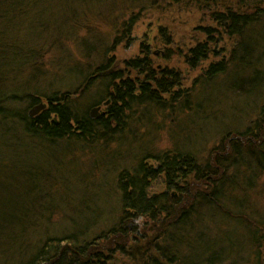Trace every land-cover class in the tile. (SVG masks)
Here are the masks:
<instances>
[{
  "label": "rangeland",
  "instance_id": "374dc122",
  "mask_svg": "<svg viewBox=\"0 0 264 264\" xmlns=\"http://www.w3.org/2000/svg\"><path fill=\"white\" fill-rule=\"evenodd\" d=\"M28 7L30 9L25 11L29 12L28 18H24L26 14L21 15L20 7V11L12 8V13L6 14L1 22L0 109L31 119L29 113L38 105L32 106V102L25 99L18 103L7 102L6 98L11 97L19 86H25L27 91L39 92L41 99L58 92L62 100L67 97L63 105L71 99L76 100L70 106L73 111L76 108L82 117L92 120L107 117L111 98L107 97L104 105L98 107L97 104L109 92L113 94L116 81L104 79L118 73L122 74L123 80L135 79L138 73L129 72L127 62L143 59L146 50H150V58L154 61L152 71H162L163 68L177 71L185 86L157 92L161 104L145 102L148 95L137 86L140 91L137 96H143L144 104L139 106L141 104L132 101L133 109L123 108L119 112L118 116L123 119L122 131L109 143L100 140L89 144L72 140L51 145L39 138L34 141L28 134L24 135L26 121L23 125L17 120L18 115H0V223L4 222L0 224V264H21L22 260L26 261L38 252L42 241L61 238L62 233L69 234L72 229L83 231L89 227V230L95 225L90 231L85 230L87 237H79L73 247L82 245L84 240L93 242L96 237L115 228L122 218L123 199L118 186L124 171L134 176L141 164L154 168L153 157L171 150L191 153L205 164L211 150L221 145L227 133L244 132L261 122L264 82L260 85L254 83L250 91V85L243 82H249L257 69L239 68L214 82L204 77L213 62L226 58L227 54L223 55L219 50L224 47L230 50L226 39L224 43L220 40L224 36L222 29L217 28L219 42L215 43L217 46L210 54L212 60L194 69L186 62L185 57L196 45L206 42L202 29L217 27L211 21L210 11L178 6L172 0H38ZM44 9L47 13L43 12ZM131 17L138 18V21L129 32L130 36L125 38L123 29L130 24ZM7 18L15 20L12 27L7 24ZM261 24L258 27H262L264 34V20ZM162 28L168 30L169 43L161 38ZM5 31L7 37L1 36ZM249 35L250 38L258 37L253 47L256 48L254 52L259 53L257 56L262 58L264 37L252 32ZM6 45L11 48H4ZM25 57L27 61L23 62ZM106 64L110 67L108 72L97 75V70ZM168 77L166 82L173 81L168 82L173 84L175 74ZM148 78L147 74L141 76L143 82H150ZM234 83L246 90H231ZM186 89L189 97L182 98ZM47 104L49 106V100ZM119 106L122 108L121 104ZM99 108L97 118L92 116ZM112 127L120 129L121 125L118 127L112 122ZM235 168L241 187L248 189L258 185L259 190L252 192L256 195L250 197L264 212V175L258 179L253 172L247 174L244 170L243 176L240 175L242 171ZM3 182L5 191L1 186ZM158 191L165 189L160 187L155 192ZM225 192L220 197L225 208L254 218L250 206L242 212L235 205L233 194ZM170 194L177 199L175 192ZM234 197L237 199L236 195ZM12 208L28 214L26 226L7 221ZM203 211L200 217L206 220V224L211 221L212 226H218L221 243L232 236L231 240L236 241L240 251L237 254L243 256L239 261L252 263V253L244 246L248 243L249 228H243L241 221L228 220L225 215L210 217L206 210ZM140 223L143 228L141 220ZM14 231H17L16 239ZM38 240L40 243L35 244ZM116 256L120 262L124 260L118 253Z\"/></svg>",
  "mask_w": 264,
  "mask_h": 264
},
{
  "label": "trees",
  "instance_id": "16d2710c",
  "mask_svg": "<svg viewBox=\"0 0 264 264\" xmlns=\"http://www.w3.org/2000/svg\"><path fill=\"white\" fill-rule=\"evenodd\" d=\"M172 1L178 6L196 7L200 11H210L211 21L217 26L202 29L206 42L197 44L190 55L185 57L190 68L194 69L205 61L213 59L210 58V54L216 48L215 43L219 42L216 34L219 33L217 28H220L225 36L220 40L224 43L226 39V46L230 47V50H226V47L219 50V53L227 54V56L225 59L212 63L209 70L205 71L206 80L214 82L218 77L226 76L230 71L236 72L239 68L248 70V68L254 67L257 72L252 74L249 82L246 80L243 82L250 85L249 91L252 90V86L254 87V83L260 85L264 82V73L261 72L264 71V49L261 51L263 57L257 56L259 53L254 52L256 48L254 49L253 45L257 42L258 37L250 38L249 35L252 32L264 37L262 27H258L264 20V0ZM37 2L38 0H0V26H2L1 22H4L6 14L8 16L9 13H12V8L19 9V11L21 8L23 12L21 15L26 14L24 18H28L29 12L25 11L30 9L28 6ZM43 12L47 13V10ZM8 18L7 24L12 27L15 20L10 21ZM137 21L138 18L131 17L130 24L125 25L123 29L125 38L130 36L129 32L133 30L134 25L136 26ZM8 32H2L1 36L7 37V33L11 34L10 29ZM160 34L161 38L169 43L168 30L162 28ZM6 46L4 48L8 50L11 48V46ZM143 56V59L140 57L127 62L129 72L138 73L135 79L123 80L121 73L104 79L105 81L109 79L116 81L114 82L116 84H113V86L115 85L113 94L109 92L97 104L98 107L104 105L105 99L111 98L112 103L107 109V117H101L99 120L82 117L76 108L73 111V107L70 106L76 100L71 99L63 105V100H66L67 97H63L62 100L58 92L41 99L39 92L27 91L25 86H19L11 97H6L8 98L7 102L18 103L25 99L27 102H32V106H34L41 103L47 104L49 100L48 109L35 119H29L26 115L23 117V114L19 115L17 112L6 109H0V115L9 117L18 115L17 120H20L23 125L26 121L25 127L23 126L24 135L28 134L29 139L32 137L34 141L39 138L51 145L57 144V141L72 140L89 144L100 140L109 143L113 138L116 139L115 136L122 131L123 119L118 116L119 112L123 108L133 109L134 101L138 105L141 104L139 106L144 104L143 96L142 98L137 96V92H140L136 89L137 86L148 95L144 98L145 102H157L158 104H161V100L157 92L171 91L174 88H184L185 86L177 71L166 68H163L162 71L151 70L155 66L153 59L150 58V50H146ZM166 58L169 60V57ZM25 60L26 57L23 62L27 61ZM107 64L99 68L96 74L108 72L110 67L108 68ZM3 65L4 63L1 64V66ZM21 66L23 69V64ZM146 74L150 82L141 80V76ZM170 74H175L173 84L168 83L173 81L166 82L170 78L168 77ZM119 82L120 84H117ZM243 82L239 83L243 84ZM239 83H234L230 87L231 90L244 89V86L241 88ZM72 97H77V95H72ZM181 97H189L187 89L185 96L183 92ZM126 101L127 103H125ZM112 122H116L118 127L121 125V128L115 129L112 127ZM90 138L92 140L89 142ZM153 158L154 168L141 164L139 170L136 171L137 175L131 176L129 171L123 172L120 178L121 184L118 186L123 199L122 218L117 222L115 228L96 237L93 242L84 240V243L77 247H73V245H77L75 240L79 237L81 239L87 237L84 231H90L96 227L95 225L89 230V227L83 231L72 229L69 234L62 233L61 238L51 237L49 240L42 241L40 247H37L38 252L30 255L26 261L22 260L21 264H242L239 259L243 256L237 254L240 251H238L236 241L231 240L232 236H229L228 239L223 240L225 245L221 243L218 226H212L210 220L207 225L206 220L200 217L203 210H206L210 217L213 215L218 218L219 215H225L228 220L241 221L243 228H249L248 243L244 246L252 253L250 260L253 264H264L262 261L264 260L262 259L264 254V212L250 197L253 195L252 192L259 190V187L258 185H253L248 189L245 186L241 187L240 181L237 182V171L234 172L235 167H238V172L242 171L240 175L243 176L244 170L247 171V174L253 172L254 176H258V179L264 175V111L261 122L251 125V128L246 131L227 133L226 139L224 138L221 145L211 150L210 157L205 164L200 163L195 155L179 150H171V152ZM230 180L232 184L229 183ZM233 180L234 182H232ZM1 186L5 191V182L1 183ZM160 187L165 191L155 192ZM225 191H230V194H233L235 205L242 212L250 206L254 218L246 214L232 213L225 208L220 202L222 199L220 197L226 193ZM170 192H175L178 195L177 199ZM7 216L10 218L7 221L22 223V226L26 224L28 218V214H21L13 208ZM140 220L143 222V228ZM0 224H4V222ZM13 233L14 239H16L17 231ZM226 236L227 234H225V238H227ZM8 237L10 236L8 235ZM215 238H218V241ZM40 241L38 240L35 244ZM116 253L124 260L120 262L117 256L115 257ZM252 263L250 262V264Z\"/></svg>",
  "mask_w": 264,
  "mask_h": 264
},
{
  "label": "water",
  "instance_id": "95a60500",
  "mask_svg": "<svg viewBox=\"0 0 264 264\" xmlns=\"http://www.w3.org/2000/svg\"><path fill=\"white\" fill-rule=\"evenodd\" d=\"M47 107V105L45 104H40V105H38V106H35L34 108H33V110H31L30 111V118L31 119H33V118H35V116H37V115H39L41 112H43V111H45V109H47L46 108ZM99 110H100V108L99 109H96L95 111H93V115L92 116H94V115H96L95 117L97 118V114L99 113Z\"/></svg>",
  "mask_w": 264,
  "mask_h": 264
}]
</instances>
